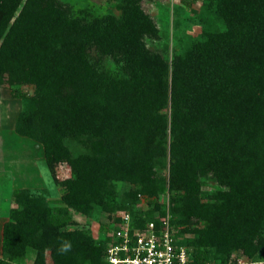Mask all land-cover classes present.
I'll use <instances>...</instances> for the list:
<instances>
[{
  "label": "trees",
  "instance_id": "16d2710c",
  "mask_svg": "<svg viewBox=\"0 0 264 264\" xmlns=\"http://www.w3.org/2000/svg\"><path fill=\"white\" fill-rule=\"evenodd\" d=\"M140 1L122 0L115 15L77 13L60 0H0V87L35 85L32 97L12 90L25 103L15 131L42 145L66 205L53 210L45 195L16 189L0 264H23L31 252L32 264H47V252L53 264H109L113 234L97 244L70 230L69 208L117 212L167 186L178 221L196 235L197 263L227 264L245 247L264 256V0H203L225 28L172 61L148 47L159 29ZM105 57L125 75L101 68ZM75 141L85 152L70 150ZM165 156L168 179L157 176ZM62 162L73 177L60 181ZM202 177L220 187L209 202ZM116 182L135 189L119 195ZM150 221L158 223L136 224ZM207 248L221 259L211 261Z\"/></svg>",
  "mask_w": 264,
  "mask_h": 264
},
{
  "label": "rangeland",
  "instance_id": "374dc122",
  "mask_svg": "<svg viewBox=\"0 0 264 264\" xmlns=\"http://www.w3.org/2000/svg\"><path fill=\"white\" fill-rule=\"evenodd\" d=\"M60 1L71 6L74 12L77 13L85 8H94L99 14L114 13L115 15H119L120 11L116 5L121 4L122 0ZM140 4L159 29V37L156 39L147 38V45L151 50L158 52L168 61H172L176 55L183 54L194 42L200 40L206 32L213 33L225 28L222 21L217 19L212 10L205 6L203 0H141ZM101 64V68L109 73L122 74L121 76L125 75L122 73V68L110 57H105L101 61ZM12 90L14 92L20 91L29 97L36 94V87L33 84H5L0 87V123L1 127L8 131L13 129L16 118L23 111L25 105L22 99L12 97ZM16 134L13 135L12 142H14L13 140H18L19 146L24 148L21 150L18 149L16 152L18 161L21 162L23 158L22 161L24 163L30 162L34 164V151L36 158L38 157L37 159L43 157L42 149L40 148L41 145L38 142ZM67 145L75 154L85 152V147L80 141L68 142ZM28 148L33 149L28 150ZM31 155H33V158ZM39 165L43 174L42 182H37L32 187L25 185V187L17 189L29 190L35 196H39L40 194L45 195L50 208L53 210L65 207L66 205L60 199L62 194L61 187L55 183L43 159ZM56 170L57 178L60 181L73 177L71 166L66 162L58 164ZM157 176L164 179L169 178V156L161 158L159 166L157 167ZM10 178H12V175L8 173V179H6L7 184L8 180H11ZM200 180L202 183V191L205 194L203 201L209 202L211 199L208 196L218 192L220 187L216 185L211 177H202ZM19 183L24 185L25 181L21 180ZM7 184L4 180H0V258L4 257L2 248L4 225L11 220L10 210L16 205L13 200V192L16 190V187L12 184L7 186ZM115 186L119 195L128 191L130 188L135 189L134 186L125 182H116ZM46 190L48 191L47 194H45ZM176 194L169 186L165 187L163 191H159L156 195L141 193L138 195L137 201L134 204H128L126 209L111 213L97 206L91 214H84L73 208H69V229L86 231L98 244L113 234L115 226H118L115 221L116 218L119 219L122 214L129 213L135 222H146L150 217L157 220L158 223L166 222L180 244L195 250L189 244V241L196 238V235L186 232V225L178 221L182 219L181 214L173 208L172 199ZM192 220L194 222V228L200 231L206 229L204 221L197 218ZM245 248L232 251L227 264H264V256L261 253L256 256H251L246 252ZM207 249L211 261L215 262V259H221L218 257L214 248ZM34 257V253L31 252L21 262L23 264H32ZM46 262L47 264H53L49 252L46 255Z\"/></svg>",
  "mask_w": 264,
  "mask_h": 264
},
{
  "label": "built area",
  "instance_id": "2783aa9c",
  "mask_svg": "<svg viewBox=\"0 0 264 264\" xmlns=\"http://www.w3.org/2000/svg\"><path fill=\"white\" fill-rule=\"evenodd\" d=\"M120 220L107 250L109 264H202L194 260L191 248L178 242L166 222L150 221L141 227L129 213Z\"/></svg>",
  "mask_w": 264,
  "mask_h": 264
},
{
  "label": "crops",
  "instance_id": "0c3cea01",
  "mask_svg": "<svg viewBox=\"0 0 264 264\" xmlns=\"http://www.w3.org/2000/svg\"><path fill=\"white\" fill-rule=\"evenodd\" d=\"M16 121L15 124L13 125V129L9 131L7 129H3L0 123V165H1L0 180L2 181L4 180L7 184L6 179H8V173H10L12 175V178H10L11 180H8L7 186L9 184H12L17 189V188H23L25 187V185L27 187H32L35 185V183L42 182L43 174L39 164L42 159L44 161V151L42 145L40 144L43 157L42 158L39 157V159H37L38 157L36 158V153L33 150L34 160H35L34 164H31L30 162L24 163L22 161L23 158L21 162L18 161L17 159L18 155H16V152L18 149L21 150L24 148L19 146L18 140H13L14 142H12V137L13 135L16 134L15 132ZM29 149H33V148H28V150ZM31 157L33 158V155H31ZM19 179L25 181V184L24 185H21L20 183L18 184V182L21 181Z\"/></svg>",
  "mask_w": 264,
  "mask_h": 264
},
{
  "label": "clouds",
  "instance_id": "9594fccd",
  "mask_svg": "<svg viewBox=\"0 0 264 264\" xmlns=\"http://www.w3.org/2000/svg\"><path fill=\"white\" fill-rule=\"evenodd\" d=\"M65 247H68V245H65Z\"/></svg>",
  "mask_w": 264,
  "mask_h": 264
}]
</instances>
